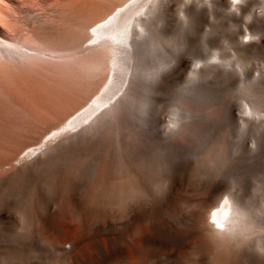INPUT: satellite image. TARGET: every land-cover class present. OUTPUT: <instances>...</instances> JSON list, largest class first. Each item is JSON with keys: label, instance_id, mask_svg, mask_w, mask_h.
<instances>
[{"label": "rangeland", "instance_id": "374dc122", "mask_svg": "<svg viewBox=\"0 0 264 264\" xmlns=\"http://www.w3.org/2000/svg\"><path fill=\"white\" fill-rule=\"evenodd\" d=\"M126 1L127 0H0V37L7 40V41L13 42L15 44L17 43L19 45L26 46V47L32 49V52H31L32 55H29L23 61H17V60L10 61V60L4 58L1 54V51H0V54H1L0 55V118H1V121H3V122L5 121L6 124L14 122V121H17L18 122L17 124H19V125L22 122L25 123L24 125H23V123L21 125V127L22 126H23V128L25 127L24 131L21 133H17L20 136H18L17 134L16 135L13 134L14 136L11 135L13 138L10 136L11 137L10 141L12 142V144H11V142L9 144L8 139H5V137L9 134L6 133L7 132L6 128H5L6 124H3V128H5L3 132L6 131L5 134H7V135L3 134L5 136L4 138H3V135L2 136L0 135V165L2 164L1 162L5 163L7 160L10 159V157L14 156L19 151L24 150L27 146L35 144L39 139H41L44 136V134L50 128L58 126L60 124V122L62 123L63 121H65L69 116L74 114L81 106L87 104L88 101L93 99L100 92L101 88L103 87V85L108 80V76H109V72H107L108 70L107 71L102 70V72H100L96 78L87 82V81H84L80 78V76L82 74V67L79 66L77 63V62H81L80 60L84 61L85 59L92 57L94 55V52H88V51L84 50L83 52H81V54L80 53L77 54L75 61H74L75 63H73L71 60H66V59L60 58L59 54L60 55L61 54L71 55L73 52H75L77 50V47L84 46L85 42L88 40V37H89L88 36L89 27L94 22L98 21L99 19L104 18L106 16V14L111 13L119 5H121L122 3H125ZM179 2L180 1H176L174 3V6H173L174 11L177 10V12L175 11L176 13L174 16V17H176V20L173 17V22L175 21L174 25L176 24L177 20L179 19L177 24H176V27L174 25H173L174 27H172V29H174L175 31H176L177 27L180 30V26H181L180 25V13L178 12V11H180L181 2H180V4H179ZM175 6L178 9H175ZM174 11H173V15H174ZM224 16H225L224 13H220V14L218 13V14H213V15L208 14V15H206L207 18L205 16L204 17L206 19L209 18V20H211V21L205 20L204 17H202V19H199L196 21L197 24L194 22L197 25V27L195 26L194 23H191V22H190L191 24L187 25V28L184 30V32H185V35H187L186 36V42L187 41L188 42L186 44L188 46L186 45L187 47H185L184 58L188 57V59H189L190 63L188 62V59L186 60L188 62V65H189L186 69H189V70L185 69V71H184L183 69L182 70L180 69L181 71H184V72H181L179 70L176 72V73H178V75L181 73L180 74L181 76L180 75L178 76L177 74H176L177 76L174 75V77L176 78L177 81L175 84L174 83L175 79H172V82L169 83V84L172 83L173 86L169 85L172 88L169 87V88H167L168 90H165L166 88H159V90L157 91V93L153 97V104L151 105V115L150 116H155L156 118H154V117L150 118L148 121L149 123L145 124V125H147V127H144V123H143L144 121H142V118H141L142 116L144 117L143 112H144L145 106H144V104L139 103L140 106H142L143 108L140 107L138 104L136 105V107H135V112L137 114L136 119L131 118L129 120H124V121H122L123 123L120 122L121 125L119 123H117L116 126L117 125L118 126L117 127L114 126L110 130L111 132L109 131L110 136L107 134V136H108V138H107L105 135V137L107 139H105V137H104L103 140H105V141H103L101 139L102 141L100 140L97 143H95L94 144L95 146L92 145L89 148L90 149L89 151L86 150L87 153H85L86 151L85 152L82 151V152H84L83 154H80L82 152H79V153H76L75 156H73V157H72V155L62 156L61 159H59L56 162L58 164L55 163L56 165H59V167L57 169H56L57 166L54 164V166H56V167H54L55 170L51 166V167L43 170L42 171L43 174L39 173V175H35L36 176L35 180H33V178L35 176H32L33 177L32 180H31V177L30 178L25 177L26 179H24L22 177L17 176L16 174H14L17 172H16V169L15 170L13 169L14 168L13 166H6L3 171L0 170V171H2L0 173V182H1V178L3 179L4 177L6 179L5 181H7V183L2 181L1 182L2 184H0V264H85V262L89 259L90 256H91L89 259L90 261L88 260V262H90L91 264H139V257H140L139 255L141 254V251L139 250L140 253H138V251L136 249H140L139 247H141L139 237L141 238L142 231L140 232V234L138 231L144 230L145 227H147V225H148L150 230H152V235L162 233V231H161L162 229H159V228L162 225V222L164 223V221H165L164 224H167V222H168V225L170 227H171L172 223H173L172 226H174V225L176 226V224H177V226H179L181 228H182V226H183V228L188 227L191 224L190 211H192V206L191 207L187 206V209H183V210H187V212L189 213V215H188L189 217H188L187 213H185L186 211L183 212V210H182V212H180V211L175 212L174 210H172V208H170L168 206V204L167 205L165 204L167 202L165 199L163 201L162 198H165L166 194L168 193L167 191H165V193L163 192L164 191L163 185L160 186L161 184L164 183V177L165 176H170V177L180 176L182 178H184L186 176L184 179H180V180H184V183L187 186V188H186V190H188L187 195L191 198H194V199H198L199 196H201L202 192H200V190L202 189L203 186L204 187L209 186V187H212V189H215V192H212L211 194H213V195H211L209 198V200H211V201H214V199L219 196L217 192L222 188H225V189H222L220 191L221 195H223V190L226 193H231V191L229 192L228 190H232V192H237V191H240L242 189V191L245 192V194L248 196V198L250 196V198L254 200L256 211L259 214L264 216V211H261L262 202H264V193H261L259 195L254 193V188L256 187V183H260L261 185H264V154L262 153V152H264L263 151L264 150V140H262V139H264V137H262L264 134L259 132V137H257L256 135H258V128H256L257 130L254 131L255 126H253V125H251V127H253L251 129H249L250 125H249V128L247 127L248 125H245L244 127L241 128V126H242V125H240L241 122L239 121V119L237 117V114L241 113L242 106H240V105H243L244 103L246 104L249 102L247 100L244 101L243 99H241V97H240L241 86H239V85L244 84V86H245V83H246V85L248 84V87L251 86L252 77L256 73L255 67L260 66L261 60L260 61L258 60L259 61L258 62L257 61L258 58L255 60L256 57L255 58L252 57L251 60L255 62V63L254 62L252 63L251 60H249L251 56H249L247 54H243V53L241 54V56H239L237 58L238 55H237L235 47L232 43L231 37H232V34L234 35L235 31H237L239 29L240 24L242 25V23L239 24V22L245 21L246 18H245V16H242V19H240L239 22H237L235 24L234 22L230 21L229 18H226V16L225 17ZM211 17H213V18L211 19ZM221 19H223V21H225V23L227 22L226 24L223 22L226 25L225 26L226 28L224 27V25L221 28L224 30H226L227 28L229 29V30H227L229 33V34H227L229 39L227 37L225 38V39H228L227 42L224 40V37L227 36V35H225L227 32L225 33L221 28H220L221 30L219 28L216 29V31L219 30L217 33L215 31V28H217L218 26L219 27L221 26V25H219V24H222ZM226 19H227V21H226ZM198 21H200V22H198ZM216 24H217V26H216ZM191 25H194L195 27L192 26V28H191ZM233 25H235V26H233ZM230 26H232V27H230ZM230 28H232V29H230ZM233 28H238V29H233ZM178 29H177V31H178ZM191 29H195V31H194L195 33L194 32L192 33ZM251 29L253 31L254 30L255 31L260 30L259 32H261L262 28L257 30L254 28V26H252ZM188 30L191 31V34H189L190 32H188ZM262 30H264V29H262ZM230 33H231V36H230ZM262 33H264V32H262ZM194 36H195V39H192ZM187 37H188V40H187ZM245 41H247V43H248V40H245ZM194 42H195V44H194ZM224 43H225V45H224ZM191 44L195 45V46L192 45V48H193V46L195 47V50L193 49L194 52H191L192 51ZM189 49H191V51ZM34 51H36L37 53H34ZM38 51L46 52V54L45 53L40 54V53H38ZM229 51L231 53H229ZM175 52L180 53V50L178 49ZM185 56H187V57H185ZM213 56L218 57V59L220 58L218 60L219 62L221 60V62L227 61V62H230L232 64L234 61L236 62V60L237 61L241 60L244 63H247L249 60L250 64L252 63V65L248 64V67H249L248 70L251 69V73L249 74V72L247 71L248 73H246V75H244V76H246L245 79H249V80H246V81L244 80V82H242L238 78V76H236V74H235V76L238 79L236 77H234V80H235V78H236V80H235V82H233L232 85H230L228 83L231 79H233L234 73L233 74L232 73L231 74L224 73L221 71L222 67L221 68L217 67L215 69V70H217V72L219 74H217V72L213 73L212 71L214 70V68L211 69V66H209V65L208 66L205 65L204 67H206V68L203 67L202 71H200L198 74H193V73L191 74V72L189 73V71H191L190 66L192 65L193 62H195L197 60L199 62L201 61V63H203V62L206 63L211 58H213ZM256 63L259 65H257ZM252 67H253V70H252ZM209 68H210V70H212L211 72L213 73V75L217 74L216 77L219 81L217 79H215L216 78L215 76H214L215 77L214 80L212 79L213 75H210L212 73L210 72V70H208ZM229 68L232 70L231 67H229ZM254 71H255V73H254ZM24 74H25V77L26 76L29 77V78L26 77L29 80L30 79L32 80L31 77H33V78L35 77V79L38 78V80H41V81H45V82L47 81L49 83L51 82V83H55V84H61L63 86L65 85L66 87H68L69 91L71 90L69 92V94L72 93V95L70 94L71 98H70L68 104H65V105H67V107L65 106L66 108H64V106H63L62 108H59L58 110H56L55 113L45 115V116H47L46 118H45V116H43V117H41L40 115L38 116V114H36L35 111L30 109L29 106L25 105V102L23 100H21L22 99L21 96L18 97L16 95L17 94L16 90L19 89L18 86L20 87V85L22 83L20 85H17V84H19L21 81L26 82L28 80L27 79L25 81L22 79V77H24ZM188 75L190 78H188ZM228 77H232V78L230 79ZM224 78L227 81V83H225L226 81L224 80ZM35 79H34V81H36ZM29 80H28V82H26L27 84L30 83L31 80L30 81ZM178 80H180V82H178ZM186 80H187V82H186ZM222 81L223 82L225 81V82L223 83ZM230 82L232 83V81H230ZM249 82H250V84H249ZM31 84L32 83H30V85ZM200 84H202V85H200ZM16 85H17V88H15ZM228 85H230V87H228ZM236 86H238V87H236ZM25 87H29V85H26V84L23 85V88H25ZM164 87H168V85L164 86ZM245 87L248 88L247 86H245ZM252 87L253 86H251L252 90L249 88L247 89L248 91L251 90L249 92L252 93L250 95L253 96V97L252 96H249V97L252 99L256 98L255 101H259L260 103L257 102L258 104H256L254 102V100L252 101V99H250L252 101V105L255 106V107H253V106H251V107H253V108L263 107L264 108V99L261 98L264 91L261 90V91L257 92V90H255V88L254 87L252 88ZM20 88H22V87H20ZM163 89L166 92H164ZM193 90H194V93L196 92L195 94L193 93ZM254 91H256L257 93H255ZM253 92H254V95H253ZM255 94H257V95H255ZM18 95H20V94H18ZM239 99H240V101H239ZM226 102L227 103L232 102L233 105H235V106L239 103L240 104L238 105V107H236V109H232L230 107H233V106H228L229 104H226ZM253 102L256 105H254ZM232 103H231V105H232ZM262 103H263V105H262ZM259 104H260V106H258ZM223 106L226 107L227 109L225 108V110H223V108H224ZM239 106H240V108H239ZM138 107H140V108H138ZM228 108H230L231 110ZM140 109H142V110H140ZM138 110H140V112ZM227 111H229L230 113H229V115L227 114V117H226V115H225L226 113L224 114V112H227ZM232 111H233V113H232ZM231 113H232V115L234 114L233 115L234 120H232L233 123L230 120H228V119H230V117L232 119V115L230 116ZM173 115L176 116L177 121L179 123V126L181 128V130H179L177 133L175 131H169L168 130V126L172 121ZM4 116L6 117V120L5 119L2 120V118ZM20 120H22L21 123L19 122ZM155 121L158 122V124L156 122V125L158 126V128H156L157 126L156 127L153 126ZM126 123H127V125H126ZM15 124H16V122H15ZM26 124H28V125H26ZM123 124H125L126 127ZM134 124L138 125L140 133L138 132V129H136L137 128L136 125H135V127L132 126ZM141 124L143 126L140 127ZM151 124H152V126H151ZM239 125H240V127H239ZM159 126H160V129H159ZM0 127L2 128L1 125H0ZM28 127H30V128H28ZM142 127H144V128H142ZM151 127L156 128V130H154V128H153L152 131H149V129L151 130ZM26 128H28L27 129L28 131H26ZM140 128H142V130ZM247 128L249 129V133H247L248 132ZM134 129H135V132H134ZM143 129H145V130H143ZM252 129H253V132H252ZM126 132L127 133L129 132L128 133L129 135ZM130 132H132V133H130ZM148 132H150V133H148ZM182 132L184 134H182ZM114 133H115V135H114ZM251 133L253 135L252 136L253 138L256 137L255 141L257 138H259L260 143H258V140L256 142L259 144L258 146L261 147V148L260 147L258 148V146H257L256 150L253 152H251L252 151L251 143L254 139L251 137V135H250ZM111 135H112V137H114V139H111ZM121 135H122V137H121ZM130 135L132 137H128ZM142 135H144L145 137L143 138ZM260 135H261L262 139L260 138ZM115 136H117V137H115ZM10 137L8 136L6 138H10ZM137 137L140 139H137ZM146 137L148 139H145ZM149 137L153 138L152 141L150 140ZM238 137H242L241 139L244 141H247L246 139H248V138L249 139H248L247 143H244V141H243L244 144H242V142H240L241 139L240 138L238 139ZM161 138H163V139H161ZM3 139L6 141H4ZM109 139H110V141H109ZM134 139L136 140V142ZM140 140L141 141L146 140L145 142L148 145H146V143H144V141L141 143ZM148 140H150L151 142L150 141L147 142ZM120 141H122V143H120ZM237 141H239V142H237ZM125 142L127 143V145ZM262 142H263V144H261ZM119 143H120V146H119ZM123 144L125 145L124 148H123ZM132 144L135 145V146L133 145V148L136 152L133 151V149L131 148ZM138 144H140V145H138ZM109 145L114 146L115 148L111 147V149H110ZM166 145H168V146H166ZM236 145H238L237 146L238 148L240 146V149H237V148L234 149V147H236ZM243 145H245V147ZM103 146H105L104 147V149H106L105 151L103 149ZM116 146H118L120 148V149L118 148L119 151L117 150ZM136 146L139 149H137ZM242 147L245 148L244 151H243ZM149 148H150V150H149ZM109 149L112 153L115 151L114 153H116V154H114V153L112 154L109 151ZM142 149H144V150H142ZM96 150H100V151H96ZM117 151L120 153H118ZM128 151L129 152L131 151L134 153L130 152V154H128L127 153ZM142 151H144L143 153H145L144 156L141 153ZM224 151H225V153H224ZM239 151H241V152H239ZM245 151L247 152V154ZM95 152H98L97 156L94 155V154H96ZM108 152H110V153H108ZM226 152H227V154H226ZM150 153H151V155L149 156ZM239 153L242 154V155L240 154L241 155V156H239L240 158L236 157V160L233 159V158H235V156H237V154L239 155ZM79 154L81 155L82 158H80ZM86 154H88L89 156L88 155H87L88 157L85 156ZM218 154H219L220 158H219ZM83 155H84V157H83ZM117 155H119V156H117ZM130 155L133 156V158ZM244 155H245V157H243ZM246 155H247V157H246ZM262 155H263V157H262ZM92 156L94 158H91ZM99 156L102 158L100 159ZM107 156H109V157H107ZM113 156H114V159H113ZM151 156H153V157H151ZM222 156L223 157L225 156L226 158H222ZM258 156H259L260 161L258 162V160H257L258 163H255L256 162L255 158L257 159ZM136 157L139 159H137ZM144 157L150 158L151 159V160H149L150 162L148 161L147 158H146V160L143 159ZM72 158H73V160L75 158V161H73ZM77 158L80 161H78ZM231 158L233 159V162H232ZM237 158H239V161L241 160L242 166L240 164L237 165V161H238ZM241 158H243V160L245 162L247 160V162L246 163L244 161L242 162ZM81 159H83V161ZM98 159H99L100 163H99ZM136 159L139 160V162H143V163L142 164L139 163ZM221 159H223V161ZM227 159L231 160V163H229L230 161H228ZM118 160L120 161V163H123V165L125 164L124 165L125 170H127V173H129L127 175L128 176V182H127V185H128L127 188L128 189L126 188L127 189L126 193L123 196L126 198H123V197L121 198V200H123V201H121L120 205H118V203H119V201H117L118 197H115V195H113L112 193H109V192H111V190H109L110 188L109 189L107 188L110 186L109 182H111V179H109V178H111L110 177L111 174L114 173V171H115V169H113V168H116L112 164L113 163H114V165H115V163L117 165L120 164ZM132 160H134L136 163H138L136 165V163L133 161V163H135V167L133 166V164H132L133 167L131 166ZM252 160H253V162H248V161H252ZM71 161H73V164L75 162H76V165L79 164V166L77 165V168H76L77 170L73 174L74 180L77 181V182H75V185H76L75 188L77 189L76 191H77L78 199L73 201L72 203L69 200V198H70L69 197L70 196L69 189L71 190L72 188H71V186H69V184H67L68 182L65 179H63L64 178V177H62L63 175H61L65 171L67 165H70ZM124 161H126L130 165H127V163H125ZM151 161L153 163H151ZM181 161H184L183 163H185L187 161L189 164L186 163L188 165H185ZM217 161H220V163L224 162L223 166L224 165L225 166L223 167L220 164L219 176H218V178H213L214 177V168H215L216 164L218 163ZM226 161L228 162V164H226L227 163ZM90 162H92L91 164H92V166H94V168L92 167V169H91V167H90V170H88L89 169L88 166H91V164L88 165ZM105 162H107V163H105ZM61 163H62V167L60 165ZM233 163L234 164L236 163L235 166L230 165ZM243 163L245 164V168L243 166L244 165ZM253 163H254V165H251ZM149 164H151L152 166H147ZM179 164H181V166H185L186 167L185 169H187V166H188V169H187L188 174L187 175H185L186 171L185 172H182V170L178 171V170H180L178 167L181 168V166ZM138 165H140V166L138 167ZM160 165H161V168H159ZM165 165H166V167H165ZM177 165H179V166H177ZM226 165H229V167L231 166V168H233V169L228 168V166H226ZM102 166L104 169H99ZM136 166L138 167V171H137ZM236 166L237 167L240 166V167L237 168ZM130 167L134 170L130 169ZM156 167H157V170H156ZM59 168L64 169V170H60ZM109 168L110 169L112 168V170H109L110 172H112L111 174L109 171L107 174L106 170ZM141 168H143V169L141 170ZM86 169H87V171H86ZM181 169H183V171L185 170L184 167H182ZM237 169L238 170L240 169L238 173H237V171H238ZM50 170L54 171L55 173L51 172ZM98 170H100L99 175H98L99 177L97 176ZM164 170H166V171H164ZM174 170H175V172H174ZM241 170H243V171L240 172ZM81 171H83V172L81 173ZM92 171H94L95 173ZM143 171L145 173V174L143 173L144 175L142 174ZM147 171L149 172V174ZM156 171H159V173H161L160 174L161 176ZM189 171H191L193 173H191V175H190ZM60 172H62V173H60ZM131 172L134 173V174L132 173L133 176L131 175ZM139 172L141 175L140 178L142 177V179L139 178ZM179 172H182L183 174L185 173L184 176L182 173L179 174ZM100 173H102V174L100 175ZM103 173H106V174H103ZM137 173H138V176H136ZM58 174H60V175H58ZM86 174L89 177H86ZM91 174L92 175L95 174L94 175L95 177H93ZM151 174H153V175L151 176ZM156 174H157V176H156ZM239 174H241V175H239ZM79 175H80V177H79ZM106 175H107V178H105ZM149 175H150L149 178L152 177L150 179L151 181L147 177ZM205 175H206V177H205ZM81 176H82L83 181L80 180ZM144 176H145V180H143ZM188 176L189 177L192 176L191 178L197 182H194V180H192L191 178H190L191 181H189L190 179L188 178ZM96 177H98V179ZM100 177L105 178V179L104 178L102 179L103 181H101V183H99L100 182L99 180H101ZM136 177H137V179H136ZM210 177H212V179ZM84 178L86 179L87 182L84 181L85 180ZM87 178H88V180H87ZM196 178L199 179L200 182H198V180ZM201 178H203V179H201ZM240 178L242 181L244 180L245 182L244 181L241 182ZM15 179L18 180L19 182L23 179L22 180L23 183L21 181L20 184H18L19 182L16 181ZM186 179H188V180H186ZM206 179H211V180H206ZM133 180H135V181H133ZM145 181L148 182L146 184L149 186H147L144 183ZM206 181H208V182H206ZM210 181L213 182V184L210 183ZM214 181H217L219 186ZM14 182H16V184ZM62 182L64 184H62ZM82 182L85 184H83ZM93 182L96 183V186H94ZM161 182H163V183H161ZM188 182H190V183H188ZM205 182L207 184H204ZM60 183L62 184L64 189ZM91 183H92V185H91ZM98 183L101 185H102V183H103V185L107 183L106 184L107 187L105 185L100 186ZM199 183L202 184L203 186L200 185ZM214 183L217 184L216 185L217 188H216V186H214ZM243 183H244V185H243ZM65 184H66V186H64ZM131 184L133 185L132 189H130L132 187ZM189 184H190V187H189ZM193 184H194V186H193ZM37 185L38 186L40 185L39 186L40 188ZM67 185L70 188H67L68 187ZM81 185H83V186H81ZM137 185L139 186V189H141V190H139L137 188L139 191L137 190V192H136V190H135V192H136L135 193L133 191H134V189H136ZM196 185H198V187ZM224 185H225V187H224ZM242 185L244 186V188ZM98 186H99V189H98ZM195 186L197 188H201V189L196 190ZM13 187H14V189H13ZM146 187H149V188L146 189ZM193 187H195V188H193ZM37 188H38V190H37ZM189 188H191L192 190H194V189L195 190L192 192V190L190 191ZM94 189L96 191H94ZM97 190H99V191H97ZM142 191L143 192L145 191V192L143 193ZM159 191H160V193H159ZM195 191L198 193L194 194V193H196ZM212 191H214V190H212ZM128 192H129V194H128ZM139 192H141V194H139ZM67 193H69V194H67ZM130 193H132V194L135 193V194L132 195ZM154 193H156L157 196L153 195ZM190 193H191V195H190ZM192 193H193V195H192ZM136 194H138L139 196ZM147 195H148V198H146ZM150 195H152V196H150ZM158 195L161 196L162 198L159 197ZM194 195H197V196H194ZM144 196H146V197H144ZM151 197H154V199ZM149 198H151L150 199L151 201L150 200L148 201ZM82 199H83V201H82ZM160 199H162V200H160ZM79 200L81 201V203L84 202L83 205L79 202ZM107 200H108L109 204L108 203L106 204ZM56 201L58 204L55 203ZM155 201H157V202H155ZM145 202H147V203L145 204ZM151 202H153V203H151ZM73 203L77 204V206L76 205L72 206L71 204H73ZM110 203H111V205H110ZM116 203H117V205H116ZM123 203L126 204V206ZM148 203L150 206L148 205ZM51 204L54 205V210L52 212H48L47 208ZM144 204L146 206H144ZM155 204H156V206H155ZM115 205L117 206V208ZM56 206H57V208H56ZM68 206H69V208H68ZM109 206H111L110 209H108ZM112 206L115 209L112 208ZM150 207H152L151 208L152 210L149 212ZM153 207L157 210V212L155 211L156 213L154 212L155 209ZM90 208L92 209V211H90L91 210ZM120 208H126V211L122 212L120 210ZM188 208H190V210H188ZM69 209H70V212H68ZM143 209H145L146 211ZM158 209H161V211L166 210V211H162V213L164 215H162L160 213L161 211ZM88 210H89V212H88ZM116 211H118V214L115 215V213H117ZM158 211H159V214H161L162 216L157 215ZM168 211L170 213H167ZM132 212L134 214H131ZM172 212L174 214H172ZM142 213H146L147 215L144 214L142 216ZM181 213H182V215H181ZM111 215H113V218ZM170 215L171 216L178 215L180 220H183V219H185V220L183 222V221H180L179 219H176L177 216L171 217ZM183 215H185L187 219ZM166 216L170 219V221H171V218L176 219L178 221V223L176 220H172L173 222L172 221L169 222V219H167ZM129 217L131 220L129 219ZM148 217H150V218H148ZM141 218H142V220H144V221L147 220V221L144 223V221H141ZM112 219H115V220H112ZM118 219L120 221H118ZM132 219H134V220L132 221ZM189 219H190V221H189ZM108 220H109V222H108ZM137 220L138 221L140 220V221L138 222ZM166 220H167V222H166ZM113 221L114 222L116 221V222L114 223ZM156 221H157L158 226L156 225ZM187 221L189 223H186ZM137 222L138 223L141 222V223L138 224ZM151 222H154V224L156 226L154 224H152ZM180 222H182V223L180 224ZM109 223L112 225H110ZM113 223L120 226V227L117 226V228H116V225H115V227L113 229V227H112L114 225ZM184 223L187 225H185ZM144 224L146 226H144ZM149 225H151V226H149ZM86 226L87 227L89 226L88 229ZM108 226H110V227H108ZM205 226H206V233H208L210 235L211 227L209 226V224H207ZM125 227H127V228H125ZM143 227H144V229H143ZM148 227H147V230L149 229ZM151 227H153L154 229ZM156 227L157 228L159 227V228L157 229ZM104 228H106V229H104ZM107 228H110V229H107ZM121 228H123V229H121ZM124 228L127 230H124ZM97 229H99L100 231L97 232L98 231ZM119 229H120V231H119ZM107 230H108V233H106ZM121 230H123V231H121ZM119 233L122 234V235H120V237H119ZM91 236H93V238ZM94 236L97 237L98 239L97 238L94 239L95 238ZM112 236L113 237L116 236V238L118 237V240L115 237L113 238ZM108 237H109V239H111L110 241L108 240ZM99 238H101V239H99ZM99 241H101V242H99ZM106 242H110V243H108V245H107ZM124 242H125V244H124ZM95 243H97V244H95ZM137 243L139 244V246H137L138 245ZM96 245H98V246L96 247ZM113 246H115V247L113 248ZM98 247H101V248L98 249ZM117 247L119 249H117ZM120 247H122V248L120 249ZM102 248H103V250L105 249L104 250L105 253L107 251H110L112 248V250H111L112 252L111 251L107 252L106 255L104 254L106 257H104V255H103L104 251L101 250ZM107 248H109V250ZM192 248L194 251H196L195 253H194V251H192L193 256H191V254H190L191 253L190 251L192 250ZM210 248L211 247L206 248L205 254H202V253H204V250L202 252V250L200 248H198V247L195 248V247L191 246V248L190 247L186 248L187 250L186 249L180 250L178 253L175 254V258L178 261L183 262L182 258L185 257L184 258L185 260L183 259L185 264H188V263H186V262H188L187 259H192V257H193V261L189 260V263L191 262L190 264H192V262H193V264H199V262L201 264H203L205 262V260H207V262L205 264H217V263L219 264V263H221L219 253L216 252V249H214V247H212L213 249L212 248L210 249ZM85 250H86V252H85ZM116 250H120V252L116 251ZM197 250L201 251L202 255ZM114 251H116V252H114ZM183 251H185V252L183 253ZM186 251H187L188 255H185ZM215 252L217 253V255ZM111 253L113 256H110ZM98 254H99V256H96ZM101 254L103 257L101 256ZM195 254H196V256H194ZM182 255L184 257H182ZM187 256H191V257H187ZM72 258H74V259H72ZM99 258L101 260H99ZM195 261H196V263H195ZM88 262H87V264H89ZM150 264H154V262H150Z\"/></svg>", "mask_w": 264, "mask_h": 264}, {"label": "bare ground", "instance_id": "6f19581e", "mask_svg": "<svg viewBox=\"0 0 264 264\" xmlns=\"http://www.w3.org/2000/svg\"><path fill=\"white\" fill-rule=\"evenodd\" d=\"M176 1H180L181 2V5H180V11H178L180 13V30L176 29V31L174 29H172V27H176V24L178 22H176V24L174 25V22H173V17L175 16V13L177 12V10L174 11V3ZM179 2V4H180ZM261 7H264V5H262V0H244L243 3L239 4L237 6V9L238 10H233V6L230 2V0H127L125 3H122L121 5H119L115 10H113L111 13L109 14H106V16L102 19H99L98 21L94 22L90 27H89V31H88V40L85 42V45L84 46H79L77 47V50L75 52H73L71 55H63V54H59L60 58L62 59H66V60H71L73 63H75V58L77 56V54H81V52H83L84 50L88 51V52H94V55L90 58H87L85 59L84 61L80 60L81 62H77L79 66L82 67V74L80 76V78L84 81H91L92 79L96 78L98 76V74L100 72H102V70H108L107 72H109V76H108V80L107 82L103 85V87L101 88L100 92L93 98L91 99L90 101H88L87 104L81 106L74 114H72L71 116H69L65 121H63L62 123L60 122V124L58 126H55V127H52L50 128L45 134L44 136L39 139L35 144L33 145H30V146H27L24 150H21L19 151L17 154H15L14 156L10 157L9 160H7L5 163L1 162L2 164L0 165V170H4L6 166H13L12 168L15 170L16 169V172L17 173H14L16 174L17 176L19 177H22L24 179H26L25 177H28L30 178L31 177V180H32V176H35V175H39V173H42L43 170L49 168L52 166V168L56 167V169L59 167V165H56L58 163H56L59 159H61L62 156L64 155H72L75 156L76 153H79V152H82V151H86V150H90L89 148L93 145L95 146L94 144L97 143L98 141H100L101 139L103 140L105 135L106 137L108 138L107 134L109 135V131L114 127L116 126L117 123H119L121 125L120 122L124 121V120H129V119H136L137 118V114L135 112V107L136 105L138 104L140 106L139 103H142L144 104L145 108H144V112H143V115L144 117L142 116V121H144V127H147V125L145 124H148L149 122V119L150 118H156L155 116H150L151 115V105L153 104V97L154 95L157 93V91L159 90V88H166L165 90H168L167 88H169L171 84H169L170 82H172V79H175L174 83L176 84V78L174 77V75H178V73H176L178 70L181 71L182 69L185 71V69L189 66L188 65V62H189V59H188V55L185 56L187 58H184V50H185V47H187L188 45L186 44V36L185 35V32L184 30L187 28V25L188 24H191V23H196L197 20L199 19H202V17H206V15H213V14H220V13H224V15L226 16V18H229L230 21L234 22L235 24L237 22H239L240 19H242V16H245V21H241L239 22L242 23V25L240 24L239 26V29L238 28H233V29H238L237 31H235V34L233 35L232 34V43L235 47V50H236V53H237V58L239 56H241V54H247L250 57L249 60H251L252 57H256L255 60L257 59V61L261 60V64L260 66L258 67H255L256 69V73L254 71V76L252 77V80H251V86H253L255 88V90L258 91H261L263 90L264 91V15H261L260 14V9ZM175 9H178L176 8L175 6ZM173 11H174V15H173ZM219 16V15H218ZM221 16V15H220ZM224 16V17H225ZM204 17L205 20H209L206 19ZM213 17H211L212 19ZM217 18V17H216ZM174 19L176 20V17H174ZM224 19V18H223ZM222 20V24H219L221 25L220 27L218 26L217 28H215V31L216 29H220L223 25L224 27L226 26L225 24V21ZM216 20V19H215ZM193 21V22H192ZM211 21V20H209ZM227 21V19H226ZM191 22V23H190ZM200 22V21H198ZM205 22V21H204ZM203 22V23H204ZM215 22V21H214ZM213 22V23H214ZM225 24H224V23ZM194 23V24H195ZM210 23V22H209ZM197 24V23H196ZM195 24V26L197 27V25ZM232 24V23H231ZM174 25V26H173ZM208 25V24H207ZM195 27L194 25H191V28ZM213 26V25H212ZM217 26V24H216ZM235 26V25H233ZM252 26H254L255 29H261V32L259 31H253L251 28ZM223 27V28H224ZM232 27V26H230ZM237 27V26H236ZM226 28V27H225ZM222 29V28H221ZM220 29V30H221ZM232 29V28H230ZM190 30V29H189ZM189 34H191V31ZM192 30V33L195 31V29H191ZM225 33V35L229 34L227 30H229L228 28L226 30L222 29ZM219 31V30H218ZM216 31V33L218 32ZM234 31V30H233ZM187 32V33H188ZM237 32V33H236ZM195 33V32H194ZM215 33V34H216ZM222 33V32H221ZM189 36V35H188ZM215 36V35H214ZM230 36H231V33H230ZM224 37V36H223ZM228 38V35L224 37V40L227 42L228 39H225V38ZM192 39H195V36L192 38ZM187 40H188V37H187ZM245 40H248V43L247 41ZM194 41V40H193ZM195 44V42H194ZM194 44H191V48H192V45ZM221 44V43H220ZM187 45V46H186ZM225 45V43H224ZM195 46V45H194ZM193 46L192 48V51L191 49H189L191 52H194L195 50V47ZM232 46V45H231ZM190 47V46H189ZM222 47V46H221ZM233 47V48H234ZM83 49V50H82ZM180 50V53H177L175 52L176 50ZM194 49V50H193ZM224 49V48H223ZM188 50V51H189ZM0 51H1V54L4 58L10 60V61H13V60H17V61H23L25 60L29 55H32V49L26 47V46H22V45H19V44H15L13 42H10V41H7L3 38L0 37ZM187 51V52H188ZM234 51V50H233ZM34 53H37L36 51H34ZM38 53L40 54H46V52H42V51H38ZM189 53V52H188ZM229 53H231L229 51ZM234 53V52H233ZM0 54V55H1ZM226 55V54H225ZM246 55V56H247ZM218 56V55H217ZM223 58V57H222ZM188 59V62L186 61ZM220 59V58H219ZM218 57H214L211 58L209 61H207L206 63H201V61H195L192 63V65L190 66V70L189 73L191 72V74H198L200 71H202L203 67L205 65H209L211 66V69L214 68V70L217 68V67H222L221 68V71L224 72V73H227V74H233V79H231L232 77H228L230 78L232 81V83L229 81L228 84L232 85L233 82H235L236 80V76H238V78L244 82V80H249V79H245L246 76V73L249 72V74L251 73V69L248 70V64H250V61L248 60L247 63H244L242 62L241 60H236V62L233 64L230 63V62H227V61H222L220 60V62L218 61L219 60ZM224 59V58H223ZM225 60V59H224ZM233 60V59H232ZM231 60V61H232ZM235 60V59H234ZM256 61V62H257ZM258 61V62H259ZM71 62V63H72ZM251 62L253 63L254 61L251 60ZM190 63V62H189ZM252 63L250 65H252ZM255 63V62H254ZM257 64V63H256ZM259 65V64H257ZM162 66H167L166 67V70H161L162 69ZM231 67L232 70L229 68ZM251 67V66H250ZM254 67V66H253ZM253 67H252V70H253ZM206 68V67H204ZM181 69V70H180ZM186 70H189V69H186ZM210 70V68L208 69ZM212 71L210 70V72L212 71L213 73L214 72H217V70L215 71ZM184 71H181V72H184ZM248 71V72H247ZM205 72V71H204ZM211 72V73H212ZM81 73V72H80ZM210 74V75H213ZM181 74V73H180ZM179 74V75H180ZM217 74H219L217 72ZM213 75L212 76V79L214 80V78L216 77V75ZM236 74V76H235ZM248 74V75H249ZM176 75V76H177ZM178 75V76H179ZM209 75V74H208ZM221 75V74H220ZM181 76V75H180ZM215 76V77H214ZM251 76V75H250ZM28 77V76H26ZM25 77V74H24V77H22L23 80H27L28 78ZM31 77V76H30ZM174 77V78H173ZM234 77L235 80H234ZM249 77V76H248ZM247 77V78H248ZM32 80L30 81V83H32L30 85V83H26L28 82V80L26 82H21L17 85H20V88L18 86V90H16V95L19 97L21 96V100H23L25 102V105L29 106L30 109H32L33 111L36 112V114H38V116L40 115L41 117L45 116V115H49L51 113H55L56 110H58L59 108H62L64 106V108L67 107V105L65 104H68L70 98H71V95L72 93L69 94V88L66 87L65 85H61V84H55V83H49V82H45V81H41V80H38L35 79V77H31ZM179 78V77H178ZM188 78L189 75H188ZM226 78V77H225ZM224 78V80H225ZM227 78V79H228ZM237 78V79H238ZM250 78V77H249ZM34 79L36 81H34ZM217 79V77L215 78ZM222 79V78H221ZM189 80V79H188ZM206 80V79H205ZM209 80V79H208ZM218 80V79H217ZM234 80V81H233ZM219 81V80H218ZM226 81V80H225ZM224 81V82H225ZM239 81V80H238ZM86 82V83H87ZM178 82H180V80H178ZM187 82V80H186ZM209 82V81H208ZM223 82V81H222ZM223 82V83H224ZM248 82V81H247ZM29 85V87H25L23 88V85ZM203 83V82H202ZM227 83V81L225 82ZM240 83V82H239ZM250 84V82H249ZM17 85L15 88H17ZM168 87H164V86H167ZM170 85V86H169ZM187 85V84H186ZM185 85V86H186ZM202 85V84H200ZM227 85V84H226ZM230 85H228V87H230ZM244 85V84H243ZM173 86V85H172ZM241 86V84L239 85ZM245 86L248 87V84L246 85L245 83ZM251 86H249L248 88L251 89ZM183 87V86H182ZM238 87V86H236ZM235 87V88H236ZM252 87V88H253ZM172 88V87H170ZM247 88V89H248ZM183 89V88H182ZM185 89V88H184ZM196 89V88H195ZM198 89V88H197ZM234 89V88H233ZM164 90V89H163ZM164 90V92H166ZM252 90V89H251ZM249 90V91H251ZM254 90V89H253ZM162 91V90H161ZM249 93V96H252L250 94L252 93ZM19 92V93H18ZM232 92V91H231ZM255 93H257L256 91H254ZM254 92H253V95H254ZM163 93V92H162ZM193 93H194V90H193ZM196 93V92H195ZM194 93V94H195ZM233 93V92H232ZM20 94V95H18ZM260 94V93H259ZM95 95V94H94ZM257 95V94H255ZM259 96V95H258ZM241 97V96H240ZM253 97V96H252ZM156 98V97H155ZM250 98V97H249ZM255 98V97H254ZM264 99V93L262 94V97ZM260 98V99H261ZM242 99V98H241ZM252 99V98H250ZM256 99V98H255ZM255 99H252V101L254 100V102L256 104H258L257 102L259 101H255ZM262 99V100H263ZM22 101V102H23ZM231 101V100H230ZM240 101V99H239ZM246 101V100H244ZM248 101V100H247ZM253 102L254 105H256L255 103ZM263 102V101H262ZM232 103V102H231ZM231 103H227L226 104H229L228 106H233V107H230L232 109H236V107H238V105L240 104H237L236 106L231 105ZM260 103V102H259ZM225 104V103H224ZM225 104V105H226ZM224 105V106H225ZM263 105V103H262ZM261 105V106H262ZM66 106V107H65ZM223 106V107H224ZM227 106V105H226ZM227 106V107H228ZM242 106V109H241V113L237 114V117L239 119V121L241 122L240 125L241 128L244 127L245 125H248L247 127L249 128V125H250V128H253L251 127V125L255 126V130L256 131L258 128V130L260 128H264V121H261V122H257L256 120L254 119H250L248 117H253V116H259V113L257 112H254L252 110V108L250 106H247L245 104V107H243V105H240ZM239 106V108H240ZM251 106L252 103H251ZM260 106V104L258 105ZM142 107V106H140ZM138 107V108H140ZM255 107V106H253ZM143 108V107H142ZM226 107L223 108V110H225ZM228 108V109H230ZM263 108V107H261ZM29 109V110H30ZM227 109V108H226ZM142 110V109H140ZM140 110H138L140 112ZM231 110V109H230ZM229 110V111H230ZM32 111V112H33ZM54 111V112H53ZM137 111V110H136ZM224 112V114L226 115L227 117V114L229 115V113L231 112ZM234 111V110H233ZM232 111V113H233ZM142 112V111H141ZM34 113V112H33ZM232 113L230 114V116L232 115ZM234 115V114H233ZM232 115V119L230 117V120L232 122L233 119V116ZM37 116V117H38ZM12 117V116H11ZM14 117V116H13ZM47 116H45L46 118ZM50 117V116H49ZM6 120V117L4 116L2 118V120ZM11 119V118H10ZM140 119V118H139ZM12 120V119H11ZM14 120V119H13ZM18 120V119H17ZM22 120H20L19 122L21 123ZM152 121V120H151ZM0 122L2 123L3 121H1V118H0ZM16 122V124H15ZM156 122L154 123V127H156ZM239 122V123H240ZM0 125L2 126L3 128V124H6L5 121ZM18 122L17 121H14V122H11V123H7L5 126L6 128V133H8L9 135L5 134L4 129L5 128H1L0 127V135L2 136L3 134L4 135H7L6 137H10L11 135H16L17 133H21L24 131L25 127L23 128V126L21 127L22 123L19 125L17 124ZM123 123V122H122ZM134 123V122H133ZM152 123V122H151ZM160 123V122H159ZM233 123V122H232ZM25 123H23L24 125ZM140 124V123H139ZM158 124V122H157ZM161 124V123H160ZM28 125V124H26ZM125 125V124H123ZM127 125V123H126ZM125 125V127H126ZM136 124L132 125L135 127ZM239 125V127H240ZM118 126V125H117ZM116 126V127H117ZM138 129V132H139V128H138V125H136ZM143 126L142 124L140 125V127ZM152 126V124H151ZM161 126V125H160ZM160 126H159V129H160ZM133 127V128H134ZM142 127V128H144ZM154 127H151V130L149 129V131H152ZM30 128V127H28ZM26 128V131H28ZM124 128V127H123ZM142 128H140L142 130ZM158 128V126L156 127ZM156 128H154V130H156ZM247 128V129H248ZM2 129V130H1ZM116 129V128H115ZM114 129V130H115ZM158 129V130H159ZM249 129H248V132L249 133ZM145 130V129H143ZM181 130V129H180ZM120 131V130H119ZM129 131V130H128ZM185 131V130H184ZM183 131V132H184ZM240 131V130H239ZM111 132V131H110ZM115 132V131H114ZM133 132V131H132ZM130 132V133H132ZM134 132H135V129H134ZM133 132V133H134ZM182 132V134H184ZM252 132H253V129H252ZM127 133V132H126ZM129 133V132H128ZM127 133V134H128ZM140 133V132H139ZM138 133V134H139ZM143 133V132H142ZM150 133V132H148ZM262 134H264V132H260ZM135 134V133H134ZM181 134V135H182ZM240 134V133H239ZM238 134V135H239ZM3 135V138L5 137ZM13 135V136H14ZM18 136H20L19 134H17ZM115 135V133H114ZM119 135V134H118ZM123 135V134H122ZM121 135V137H122ZM129 135V134H128ZM146 135V134H145ZM251 137L253 136L252 133L250 134ZM17 136V137H18ZM110 136V135H109ZM143 138L145 137L144 135H142ZM257 137H259V134L256 135ZM5 139H8V143L10 144V138H6ZM105 137V139H107ZM117 137V136H115ZM128 137H132L131 135L128 136ZM250 137V138H251ZM255 137V136H254ZM264 137V135L262 136ZM261 135H260V138L262 139ZM13 138V137H12ZM150 138V137H149ZM165 138V137H164ZM241 139L242 137H238V139ZM247 138V137H246ZM253 138V137H252ZM256 138V137H255ZM253 138V139H255ZM111 139H114V137H112L111 135ZM118 139V138H117ZM137 139H140L137 137ZM145 139H148L147 137ZM153 138H150V140L152 141ZM163 139V138H161ZM237 139V140H238ZM249 139V138H248ZM248 139H246L248 141ZM4 140V139H3ZM101 140V141H102ZM135 140V139H134ZM150 140H148L147 142H149ZM258 140V143L259 142V138L256 139V141ZM264 140V139H262ZM261 140V141H262ZM6 141V140H4ZM13 141V140H12ZM105 141V140H103ZM110 141V139H109ZM119 141V140H118ZM123 141V140H122ZM122 141H120V143H122ZM141 141V140H140ZM144 141V140H143ZM141 141V143L143 142ZM146 141V140H145ZM144 141V143H146ZM150 141V142H151ZM161 141V140H160ZM165 141V140H164ZM244 140L241 139L240 142H242V144L244 143H247V141H244ZM252 141V140H251ZM136 142V140H135ZM134 142V143H135ZM156 142V141H155ZM239 142V141H237ZM7 143V142H6ZM111 143V142H110ZM120 143H119V146H120ZM126 143V142H125ZM143 143V144H144ZM157 143V142H156ZM171 143V142H170ZM169 143V144H170ZM257 143V142H256ZM257 143V146L259 145ZM12 144V142H11ZM118 144V143H117ZM116 144V145H117ZM150 144V143H149ZM239 144V143H238ZM263 144V142L261 143ZM260 144V145H261ZM127 145V143H126ZM133 145L132 144L130 147L134 150L133 148ZM140 145V144H138ZM146 145H148L146 143ZM172 145V144H171ZM246 145V144H245ZM245 145H243L245 147ZM110 146V145H109ZM124 144H123V148H124ZM135 146V145H134ZM154 146V145H153ZM168 146V145H166ZM238 145H236L235 148L237 149H240V146L239 148L237 147ZM248 146V145H247ZM262 146V145H261ZM105 146H103V149H104ZM111 147L115 148L114 146H110V149ZM117 147V150L119 151V147ZM128 147V146H127ZM147 147V146H146ZM179 147V146H178ZM225 147V146H224ZM244 147L243 148V151H244ZM260 146H258L259 148ZM102 148V147H101ZM119 148V149H118ZM137 149H139L137 146H136ZM135 148V149H136ZM142 148V147H141ZM148 148V147H147ZM226 148V147H225ZM247 148V147H246ZM261 148V147H260ZM100 149V148H99ZM109 149V151H110ZM136 149V150H137ZM179 149V148H178ZM227 149V148H226ZM236 149V150H237ZM250 149V148H249ZM106 149H104L105 151ZM131 150V149H130ZM144 150V149H142ZM150 150V148H149ZM96 151H100V150H96ZM117 151V152H118ZM127 151V150H126ZM125 151V152H126ZM147 151V150H146ZM249 151V150H248ZM258 151V150H257ZM264 151V150H263ZM84 152L80 153V154H83ZM111 152V151H110ZM108 152V153H110ZM115 152V151H114ZM113 152V153H114ZM131 152V151H130ZM130 152L128 151L127 153L130 154ZM136 152V151H135ZM144 151H142V155L144 156L145 153H143ZM236 152V151H235ZM241 152V151H239ZM246 152V151H245ZM244 152V153H245ZM250 152V151H249ZM253 152V149L252 151ZM87 153V151L85 152ZM96 154H94L95 156L98 155V152H95ZM102 153V152H101ZM112 153V152H111ZM112 153V154H113ZM120 153V152H118ZM126 153V154H127ZM131 153H134V152H131ZM220 153V152H219ZM225 153V151H224ZM237 153V152H236ZM257 153V152H256ZM264 154V152H262ZM14 154V153H13ZM74 154V155H73ZM79 154V155H80ZM90 154V153H89ZM100 154V153H99ZM103 154V153H102ZM116 154V153H114ZM227 154V152H226ZM241 153H239V155L237 154V156H235V159L236 160V157H239L241 156L240 155ZM247 154V152H246ZM78 155V156H79ZM88 154H86L85 156H87ZM101 155V154H100ZM104 155V154H103ZM102 155V156H103ZM141 155V154H140ZM151 155V153L149 154V156ZM89 156V155H88ZM87 156V157H88ZM119 156V155H117ZM131 156V155H130ZM142 156V157H143ZM147 156V155H146ZM148 156V157H149ZM217 156V155H216ZM219 156V154H218ZM229 156V155H228ZM234 156V155H233ZM232 156V157H233ZM71 157V156H70ZM77 157V156H76ZM75 157V158H76ZM84 157V155H83ZM100 157V156H99ZM109 157V156H107ZM133 158V156H131ZM141 157V158H142ZM148 161L151 160L150 158H148ZM153 157V156H151ZM182 157V156H181ZM245 157V155L243 156ZM247 157V155H246ZM250 157V156H249ZM253 157V156H252ZM263 157V155H262ZM75 158L73 161H75ZM79 158V157H78ZM77 158V159H78ZM80 158L81 155H80ZM86 158V157H85ZM91 158H94L93 156ZM90 158V159H91ZM102 157H100L101 159ZM121 158V157H120ZM137 158V157H136ZM146 158L144 157L143 159L146 160ZM160 158V157H159ZM220 158V156H219ZM222 158H226L225 156ZM240 158V157H239ZM239 158L238 161H237V165L241 164V160L239 161ZM64 159V158H63ZM113 159H114V156H113ZM119 159V158H118ZM139 159V158H137ZM136 159V160H137ZM142 159V160H143ZM156 159V158H155ZM154 159V160H155ZM162 159V158H161ZM184 159V158H183ZM182 159V160H183ZM217 159V158H216ZM230 159V158H229ZM227 159L228 161H230L229 163H231V160ZM232 159V158H231ZM233 159H232V162H233ZM242 159V162L244 161L243 158ZM247 159V158H246ZM261 159V158H260ZM83 161V159H81ZM85 160V159H84ZM97 160V159H96ZM121 160V159H120ZM135 160V159H134ZM132 160V163H131V166L133 164V166L135 167V161ZM141 160V161H142ZM220 160V159H219ZM223 161V159H221ZM251 160V159H250ZM260 161L259 160V156L258 158L256 159L255 158V163H258L257 162ZM73 161L70 162V165H67L65 171L63 172V175L62 177H64L63 179H65L69 184V186H71V190L69 189V193H70V202L72 203L73 201L77 200L78 199V196H77V189L75 188V181L74 180V172L77 170V165L79 166V164L76 165V162L73 164ZM77 161V160H76ZM78 161H80L78 159ZM77 161V162H78ZM91 161V160H90ZM93 161V160H92ZM99 161V159H98ZM109 161V160H108ZM119 161V160H118ZM117 161V162H118ZM133 161L135 163H133ZM139 162V160H137ZM157 161V160H156ZM185 161V160H184ZM184 161H181L182 163ZM225 161V160H224ZM96 162V161H95ZM116 162V161H115ZM125 163H127L126 161H124ZM130 162V161H129ZM150 162V161H149ZM155 162V161H154ZM159 162V161H158ZM218 162V161H217ZM227 162V161H226ZM225 162V163H226ZM245 162V161H244ZM247 162V160H246ZM245 162V163H246ZM248 162H253L252 161H248ZM56 163V164H55ZM80 163V162H79ZM92 162H90L88 165H90ZM94 163V162H93ZM100 163V161H99ZM98 163V164H99ZM107 163V162H105ZM104 163V164H105ZM111 163V162H110ZM120 163V161H119ZM139 163H143V162H139ZM151 163H153L151 161ZM188 163L187 161L183 164L185 165H188L186 164ZM223 163H220L222 166H223ZM54 164L56 166H54ZM73 164V165H72ZM81 164V163H80ZM95 164V163H94ZM93 164V165H94ZM97 164V163H96ZM103 164V163H102ZM112 164V163H111ZM138 163H136L137 165ZM158 164V163H157ZM161 164V163H160ZM228 164V162L226 163ZM236 164V163H235ZM235 164H230V165H234ZM244 164V163H243ZM61 167H62V163L60 164ZM106 165V164H105ZM104 165V166H105ZM113 166H115L116 168H113L115 169L114 173L110 172L109 170H112V168L110 169H107V174H108V171L110 172L111 174V182H109L110 186L107 187L106 184H104L109 190H111V192L109 193H112L113 195H115V197H118L117 198V201H119L118 205H120L121 201V198L125 195L126 193V190L128 189V185H127V182H128V174L127 173V170H125V164L123 165V163H120V164H116L114 165V163L112 164ZM127 165H130L127 163ZM159 165V164H158ZM181 166V164H179ZM177 165V166H179ZM251 165H254L251 164ZM250 165V166H251ZM69 166V167H68ZM132 166V167H133ZM140 165H138L139 167ZM146 166V165H145ZM147 166H152L151 164L147 165ZM225 166V165H224ZM223 166V167H224ZM228 166V168H231V166L229 167V165H226ZM244 168H245V164L243 165ZM248 166V165H247ZM65 167V166H64ZM90 170V167L92 169V167L94 168V166H88ZM87 167V168H88ZM109 167V166H108ZM107 167V168H108ZM129 167V166H128ZM137 167V166H136ZM138 167H137V171H138ZM158 167V166H157ZM157 167H156V170H157ZM166 167V165H165ZM168 167V166H167ZM184 167V169L186 168L185 166H181V168ZM237 167V166H236ZM240 167V166H239ZM237 167V168H239ZM51 168V169H52ZM146 168V167H145ZM152 168V167H151ZM161 168V165L160 167ZM164 168V167H163ZM180 170L178 171H181L182 172H185L186 171V174H188V166H187V169H185L183 171V169H181L180 167H178ZM227 168V167H226ZM243 168V167H242ZM243 168V169H244ZM60 169V168H59ZM58 169V170H59ZM99 169H104L103 166ZM130 169H132L130 167ZM136 169V168H135ZM143 168H141L142 170ZM153 169V168H152ZM166 169V168H165ZM233 169V168H231ZM253 169V168H252ZM257 169V168H256ZM55 170V168H54ZM60 170H64V169H60ZM94 170V169H93ZM134 170V169H132ZM140 170V169H139ZM147 170V169H146ZM159 170V169H158ZM163 170V169H162ZM176 170V169H175ZM174 170V172H175ZM229 170V169H228ZM238 170V169H237ZM240 170V169H239ZM239 170L237 171V173L239 172ZM255 170V169H254ZM0 171V173L2 172ZM51 172H54L52 170H50ZM87 171V169H86ZM95 171V170H94ZM92 171V172H94ZM145 171V170H144ZM144 171L142 172V174L144 173ZM149 171V170H148ZM147 171V172H148ZM154 171V170H153ZM166 171V170H164ZM163 171V172H164ZM243 170H241L240 172H242ZM14 172V171H13ZM49 172V171H48ZM60 172V173H62ZM83 171H81L82 173ZM99 172L100 170H98V173H97V176L99 175ZM141 172V171H140ZM140 172H139V178H140ZM151 172V171H150ZM159 173V171H156ZM155 172V173H156ZM162 172V171H161ZM173 172V173H174ZM182 172H179L182 173ZM55 173V172H54ZM91 173V172H90ZM95 173V172H94ZM133 172H131V175H132ZM154 173V174H155ZM190 175L191 171H189ZM3 174V173H2ZM43 174V173H42ZM41 174V175H42ZM93 174V173H92ZM91 174V175H92ZM102 173H100L101 175ZM103 174H106V173H103ZM134 174V173H133ZM145 174V173H144ZM143 174V175H144ZM149 174V172H148ZM161 173H159L160 175ZM183 174V173H182ZM183 174V176H184ZM40 175V176H41ZM60 175V174H58ZM95 175V174H94ZM94 175H92L93 177H95ZM130 175V176H131ZM136 175V174H135ZM134 175V176H135ZM153 174H151L152 176ZM241 175V174H239ZM10 176V175H9ZM39 176V177H40ZM91 176V177H92ZM104 176V175H103ZM133 176V175H132ZM138 176V173L137 175ZM146 176V175H145ZM145 176H144V179L145 180ZM157 176V174H156ZM155 176V177H156ZM161 176V175H160ZM159 176V177H160ZM178 176V175H177ZM182 176V175H181ZM208 176V175H207ZM16 177V176H15ZM38 177V176H37ZM48 177V176H47ZM61 177V178H62ZM80 177V175H79ZM78 177V178H79ZM85 177V176H84ZM86 177H89L87 174H86ZM99 177V176H98ZM98 177H96L98 179ZM148 178L150 177L147 176ZM170 177V176H165L164 177V183L161 184L160 186L163 185V189H164V193L165 191H167L166 193V196L165 198H162L163 201L164 199L167 201L165 204L172 208V210H174L175 212L177 211H180L182 212L183 209H187V206L191 207L192 206V211H190V216H191V224L190 226L188 227H185L182 228L174 225L172 226L171 224V227L168 225V222L167 224H164L162 222V225L160 226L159 229H162V233H158V234H154L152 235V230H150L149 228L147 230V227H143L144 230H140L138 231L139 234L140 232L142 231L141 233V238L139 237L140 239V243H141V247H139L140 249H136L139 252V250L141 251V254L139 255V264H150V262H154V264H185L184 263V256L182 255V261L183 262H180L178 261L176 258H175V254L178 253L180 250H183V249H186L188 247L191 248V246L193 247H198L202 250H204V253L202 254H205V249L206 248H209V247H214V249H216V252L219 253L220 255V262L219 264H264V254H261V244H264V216L259 214L256 209H255V202L253 199L248 198V196L245 194V192L242 191V189L240 191H237V192H232V190H228L229 192L231 191V193H226L224 190H223V195H221V190L222 189H225V188H222L220 189L217 193H218V197L214 199V201H211L209 200L210 196L213 195L211 194L212 192H215V189H212V187H209V186H203L202 189L201 188H197L198 185H196V190H200L201 193V196H199L198 199H194V198H191L187 195V191L186 188L187 186L185 185L184 183V180H180V179H184L182 177ZM192 176H188V178L190 179ZM206 177V175H205ZM204 177V178H205ZM11 178V177H10ZM17 178V177H16ZM36 176L33 178V180H35ZM51 178V177H50ZM101 180H97L99 183H101V181H103L102 177H100ZM107 178V175L106 177ZM104 178V179H105ZM134 178V177H133ZM152 178V177H151ZM149 178V180L151 179ZM179 178V179H178ZM212 179V177H210ZM4 179V180H3ZM1 178V182H5L7 183V181H5V177L4 178ZM57 179V178H56ZM85 179V178H84ZM132 179V178H131ZM135 179V178H134ZM137 179V177H136ZM142 179V177L140 178ZM139 179V180H140ZM147 179V178H146ZM155 179V178H154ZM192 179V178H191ZM191 179L189 181H191ZM197 179V178H196ZM203 179V178H201ZM211 179H206V180H211ZM16 180V179H15ZM23 180V179H22ZM21 180V181H22ZM29 180V179H28ZM77 180V179H76ZM79 180V179H78ZM80 180H82V176L80 178ZM88 180V178H87ZM188 180V179H186ZM194 180V179H192ZM198 182L199 179H197ZM241 180V178H240ZM18 181V180H16ZM20 181V182H21ZM83 181V180H82ZM86 181V179L84 180ZM95 181V180H94ZM106 181V180H105ZM135 181V180H133ZM151 181V180H150ZM149 181V182H150ZM213 181V180H212ZM244 181V180H243ZM241 180V182H243ZM0 182V184H2ZM19 182V181H18ZM20 182L18 184H20ZM41 182V181H40ZM43 182V181H42ZM87 182V181H86ZM143 182V181H142ZM141 182V183H142ZM187 182V181H186ZM194 182H197L194 180ZM208 182V181H206ZM204 183V184H207V183ZM217 183V181H214ZM240 182V183H241ZM245 182V181H244ZM16 184V182H14ZM23 183V181H22ZM81 183V182H80ZM83 183V182H82ZM94 183V182H93ZM98 183V184H99ZM140 183V182H139ZM145 184L148 183L147 181L144 182ZM190 183V182H188ZM210 183L213 184V182L210 181ZM239 183V184H240ZM263 183V182H262ZM61 184V183H60ZM62 184H64L62 182ZM61 184V186H62ZM85 184V183H83ZM134 184V183H133ZM197 184V183H196ZM211 184V185H212ZM218 184V183H217ZM217 184L214 183V186H216ZM246 184V183H245ZM92 185V183H91ZM100 186L102 185L99 184ZM103 185V186H104ZM147 185V184H146ZM145 185V186H146ZM210 185V186H211ZM244 185V183H243ZM242 185V186H243ZM38 186V185H37ZM40 186V185H39ZM38 186V187H39ZM66 186V184L64 185ZM68 186V185H67ZM67 187V188H70V187ZM83 186V185H81ZM94 186H96V183H94ZM131 188H133V185L131 184ZM138 186V185H137ZM136 186V189H134L133 192H137V190L139 189V186L137 187ZM149 186V185H147ZM194 186V184H193ZM219 186V184H218ZM222 186V185H221ZM238 186V185H237ZM16 187V186H15ZM63 187V186H62ZM189 187H190V184H189ZM193 187V188H195ZM225 187V185H224ZM40 188V187H39ZM42 188V187H41ZM80 188V187H79ZM84 188V187H83ZM101 188V187H100ZM127 188V189H126ZM138 188V189H137ZM149 188V187H146V189ZM192 188V187H191ZM191 188L190 191L192 190ZM215 188V187H214ZM217 188V186H216ZM236 188V187H235ZM238 188V187H237ZM241 188V187H240ZM244 188V186H243ZM248 188V187H247ZM14 189V187H13ZM64 189V187H63ZM97 189V188H96ZM98 189H99V186H98ZM129 189V190H130ZM161 189V188H160ZM246 189V188H245ZM8 190V189H7ZM38 190V188H37ZM82 190V189H81ZM80 190V191H81ZM128 190V191H129ZM141 190V189H139ZM138 190V191H139ZM195 190V189H194ZM192 190V192L194 191ZM214 190V191H212ZM218 190V189H217ZM64 191V190H63ZM68 191V190H67ZM94 191H96L94 189ZM99 191V190H97ZM246 191V190H245ZM131 192V191H130ZM135 192V193H136ZM143 192V191H142ZM145 192V191H144ZM143 192V193H144ZM196 192V191H195ZM225 192V193H224ZM64 193V192H63ZM67 193V194H69ZM108 193V194H109ZM135 193H130L132 195H134ZM160 193V191H159ZM162 193V192H161ZM198 192L194 193V194H197ZM220 193V194H219ZM129 194V192H128ZM139 194H141V192H139ZM64 195V194H63ZM62 195V196H63ZM138 195V194H136ZM153 195H156V193H154ZM161 195V194H160ZM191 195V193H190ZM193 195V193H192ZM109 196V195H108ZM139 196V195H138ZM142 196V195H141ZM152 196V195H150ZM194 196H197V195H194ZM193 196V197H194ZM64 197V196H63ZM62 197V198H63ZM114 197V196H113ZM132 197V196H131ZM137 197V196H136ZM146 197V196H144ZM158 197V198H159ZM213 197V196H212ZM57 198V197H56ZM123 198H126V197H123ZM128 198V197H127ZM135 198V197H134ZM140 198V197H139ZM148 198V195L147 197ZM154 199V197H151ZM149 198L148 201L151 199ZM157 198V197H156ZM81 199V198H80ZM108 199V198H107ZM160 199V200H162ZM224 199L227 200V202L229 203V206L230 207H234L236 209H239L241 211H244L246 213L249 214L252 222L254 223V225L256 226V228L260 231V235H257V236H254L250 241H248L247 243L245 244H241V245H238V246H233L231 244H228V243H220V242H213L212 239H210V235L208 233H206V226L207 224H209V226L212 228V224H211V220L212 218L213 219H218L219 218V211L222 210L225 206L223 204V201ZM116 200V199H115ZM213 200V199H212ZM257 200V199H256ZM83 201V199H82ZM111 201V200H110ZM151 201V200H150ZM154 201V200H153ZM159 201V200H158ZM162 201V202H163ZM59 202V201H58ZM79 202L81 203V201L79 200ZM125 202V201H124ZM157 202V201H155ZM57 203V201L55 202ZM60 203V202H59ZM84 202H82L81 204L83 205ZM108 203V200L106 201V204ZM114 203V202H113ZM147 202H145L146 204ZM153 203V202H151ZM160 203V202H159ZM58 204V203H57ZM56 204V205H57ZM79 204V203H78ZM109 204V203H108ZM124 204V203H123ZM144 204V206H146ZM162 204V203H161ZM64 205V204H63ZM72 206L73 205H76L77 204H71ZM87 205V204H86ZM111 205V203H110ZM117 205V203H116ZM115 205V206H116ZM126 206V204H124ZM149 205V203H148ZM93 206V205H92ZM141 206V205H140ZM150 206V205H149ZM152 206V205H151ZM156 206V204H155ZM111 206H109L108 209H110ZM120 207V206H119ZM142 207V206H141ZM158 207V206H157ZM186 207V208H185ZM57 208V206H56ZM67 208V207H66ZM69 208V206H68ZM112 208H114L112 206ZM117 208V206H116ZM152 207H150L149 209V212L152 210L151 209ZM154 208V207H153ZM91 209V208H90ZM89 209V210H90ZM115 209V208H114ZM121 209V208H120ZM141 209V208H140ZM155 209V208H154ZM153 209V210H154ZM54 210V205H50L48 208H47V211L48 212H52ZM88 210V212H89ZM113 210V209H112ZM111 210V211H112ZM145 210V209H143ZM161 211V209H158ZM188 210H190V208H188ZM92 211V209L90 210ZM146 211V210H145ZM157 212V210L155 209L154 212ZM162 211H166V210H162ZM162 211L160 212L162 215H164L162 213ZM186 211V212H185ZM31 212V211H30ZM67 212V211H66ZM68 212H70V209L68 210ZM72 212V211H71ZM107 212V211H106ZM118 214V211H116ZM121 212V211H120ZM123 212V211H122ZM153 212V211H152ZM155 212V213H156ZM183 212L187 213V216L189 215V213L187 212V210H183ZM192 212V213H191ZM167 213H170L169 211ZM131 214H134L133 212ZM146 214V213H142V216ZM161 214H159V211H158V214L159 216H162ZM172 214H174L172 212ZM171 214V215H172ZM176 214V213H175ZM184 214V213H183ZM114 215V216H115ZM147 215V214H146ZM169 215V214H168ZM170 215V216H171ZM182 215V213H181ZM112 218H113V215H111ZM174 216H177L176 219H179L180 218L178 217V215H174ZM174 216H171V217H174ZM185 216V215H183ZM182 216V217H183ZM121 217V216H120ZM141 217V216H140ZM145 217V216H144ZM164 217V216H163ZM189 217V216H188ZM109 218V217H108ZM115 218V217H114ZM143 218V217H142ZM141 218V221H144L142 220ZM147 218V217H146ZM150 218V217H148ZM162 218V217H161ZM167 219H169L167 216H166ZM186 218V216H185ZM110 219V218H109ZM120 219V218H119ZM118 219V221H120ZM130 219V217H129ZM128 219V220H129ZM163 219V218H162ZM174 218H171V221L172 220H176ZM182 219V218H181ZM187 219V218H186ZM189 219V221H190ZM112 220H115V219H112ZM131 220V219H130ZM134 219H132L133 221ZM161 220V219H160ZM185 219L183 220H180V221H183L184 222ZM138 221V220H137ZM140 221V220H139ZM138 221V222H139ZM147 220L144 221V223L146 222ZM155 221V220H154ZM162 221V220H161ZM170 219H169V222H171ZM177 221V220H176ZM109 222V220H108ZM114 222V221H113ZM116 222V221H115ZM114 222V223H115ZM122 222V221H121ZM137 222V223H138ZM173 222V221H172ZM113 223V224H114ZM124 223V222H123ZM141 223V222H140ZM138 223V224H140ZM152 224H154V222H151ZM159 223V222H158ZM161 223V222H160ZM178 223V221H177ZM182 222H180L181 224ZM186 223H189L188 221ZM110 224V223H109ZM185 224V223H184ZM112 225V224H110ZM116 224H114L112 227L114 229ZM155 225V224H154ZM156 225H157V221H156ZM155 225V226H156ZM187 225V224H185ZM189 225V224H188ZM118 225H116V228H117ZM144 226H146L144 224ZM151 226V225H149ZM158 226V225H157ZM87 227V226H86ZM89 227V226H88ZM87 227V229H88ZM110 227V226H108ZM120 227V226H118ZM138 227V226H137ZM154 227V226H153ZM151 227V228H153ZM115 228V229H116ZM127 228V227H125ZM124 230H127L125 229ZM155 228V227H154ZM153 228V229H154ZM157 228V227H156ZM157 228V229H158ZM86 229V228H85ZM106 229V228H104ZM107 229H110V228H107ZM123 229V228H121ZM208 229V228H207ZM99 232L100 230L97 229ZM105 231V230H104ZM120 231V229H119ZM123 231V230H121ZM150 231V232H149ZM125 232V231H124ZM154 232V231H153ZM160 232V231H159ZM108 233V230L107 232ZM111 233V232H110ZM122 233V232H121ZM155 233V232H154ZM98 234V233H97ZM96 234V235H97ZM123 234V233H122ZM119 233V237L120 235H122ZM138 234V233H137ZM116 235V234H115ZM98 236V235H97ZM117 236V235H116ZM116 236H114L116 238ZM124 236V235H123ZM90 237V236H89ZM93 238V236H91ZM95 237V236H94ZM113 237V236H112ZM113 237V238H114ZM64 238V237H63ZM97 237H95L94 239H96ZM112 238V239H113ZM98 239V238H97ZM101 239V238H99ZM118 240V237L116 238ZM108 240L110 241L111 239H109L108 237ZM116 240V241H117ZM122 240V239H121ZM89 241V240H88ZM98 241V240H97ZM96 242V241H95ZM101 242V241H99ZM93 243V242H92ZM98 243V242H97ZM95 243V244H97ZM107 245L108 243L110 242H106ZM115 243V242H114ZM123 243V242H122ZM102 244V243H101ZM125 244V242H124ZM138 244V243H137ZM104 245V244H103ZM83 246V245H82ZM98 245H96L97 247ZM100 246V245H99ZM139 246V244L137 245ZM95 247V246H94ZM115 246H113L114 248ZM124 247V246H123ZM101 248V247H98V249ZM122 247H120L121 249ZM138 248V247H137ZM210 248V249H211ZM109 250V248H107ZM117 249H119L117 247ZM199 249V250H200ZM213 249V248H212ZM102 251L103 248L101 249ZM112 250V248H111ZM110 250V251H111ZM187 250V249H186ZM197 250V251H199ZM101 251V252H102ZM110 251H107V252H110ZM116 251H119L120 250H116ZM114 251V252H116ZM192 250L190 251L191 253V256H193L192 254ZM86 252V250H85ZM98 252V251H97ZM107 252L105 253V251L103 252V255L107 254ZM112 252V251H111ZM185 251H183L184 253ZM196 251H194L195 253ZM215 252V253H216ZM99 253V252H98ZM199 253L201 254V251H199ZM198 253V254H199ZM100 254V253H99ZM96 255V256H99ZM189 254V255H190ZM201 254V255H202ZM95 255V254H94ZM104 255V257H106ZM185 255H188L187 254V251H186V254ZM217 255V253H216ZM95 256V257H96ZM102 256V254H101ZM109 256V255H108ZM107 256V257H108ZM110 256H113L112 253ZM191 256H187V257H191ZM196 256V254L194 255ZM91 257V256H90ZM89 257V259H90ZM94 257V256H93ZM103 257V256H102ZM75 258V257H74ZM72 258V259H74ZM80 258V257H79ZM110 258V257H109ZM86 259V258H85ZM88 259V260H89ZM103 259V258H102ZM184 259V260H183ZM196 259V258H195ZM201 259V258H200ZM206 259V258H205ZM216 259V258H215ZM88 260L85 262V264H87ZM99 260H101L99 258ZM188 264L189 263V260L193 261V257L192 259H187ZM198 260V259H197ZM196 260V261H197ZM202 260V259H201ZM200 260V261H201ZM90 261V260H89ZM195 261V263H196ZM209 261V260H208ZM199 262V261H198ZM197 262V263H198ZM207 262V260H205V262L203 264H205ZM89 264H91L90 262H88ZM94 263V262H93ZM193 264V262H192ZM199 264H201L199 262ZM218 264V263H217Z\"/></svg>", "mask_w": 264, "mask_h": 264}, {"label": "clouds", "instance_id": "9594fccd", "mask_svg": "<svg viewBox=\"0 0 264 264\" xmlns=\"http://www.w3.org/2000/svg\"><path fill=\"white\" fill-rule=\"evenodd\" d=\"M233 10H238L237 6L244 2V0H230ZM262 5H264V0H262ZM261 15H264V7H261L259 10ZM167 66H162V71L166 70ZM240 96L243 100H248L246 103L247 106L251 107L252 101L249 98V93L247 88L244 85H241L240 88ZM245 107V103L243 104ZM254 112L259 113V116L248 117L250 119H254L257 122L264 121V108H253ZM179 123L175 115L172 117V121L168 126L169 131H175L176 133L180 130ZM259 132H264V128H260ZM251 148L253 151L257 148V143L255 139L251 143ZM220 173V161L216 164L214 168V177L218 178ZM254 193L261 194L264 193V185L260 183H256V187L254 188ZM224 208L219 211V218L211 220L212 228L210 232V239L213 242L220 243H228L233 246H238L241 244H245L250 241L254 236L260 235V231L256 228L254 223L252 222L248 213L236 209L234 207H230L229 203L226 199L223 201ZM121 211H126V208H121ZM261 211H264V202H262ZM261 254H264V244H261Z\"/></svg>", "mask_w": 264, "mask_h": 264}]
</instances>
